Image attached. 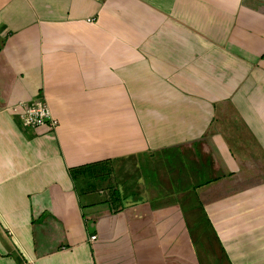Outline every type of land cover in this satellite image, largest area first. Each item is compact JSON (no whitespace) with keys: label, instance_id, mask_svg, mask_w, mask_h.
I'll return each instance as SVG.
<instances>
[{"label":"crops","instance_id":"0c3cea01","mask_svg":"<svg viewBox=\"0 0 264 264\" xmlns=\"http://www.w3.org/2000/svg\"><path fill=\"white\" fill-rule=\"evenodd\" d=\"M36 98L53 129L10 110ZM209 129L195 193L229 264H264V0H0V264H203L188 191L139 175L111 213L67 169L177 164Z\"/></svg>","mask_w":264,"mask_h":264},{"label":"trees","instance_id":"16d2710c","mask_svg":"<svg viewBox=\"0 0 264 264\" xmlns=\"http://www.w3.org/2000/svg\"><path fill=\"white\" fill-rule=\"evenodd\" d=\"M210 133L211 131L209 129L203 134L201 140L192 141L195 146L194 152L190 156L188 153L186 156L181 155L177 164L173 162L174 159L170 156L164 157V165L160 164L165 169L163 178L166 182L164 184H162V175H160L162 170L158 169L159 165L153 159L151 163L142 162L137 168H134L135 174L141 175L145 180V184L147 182H155L157 186L165 187L166 191L167 188L171 187L176 188L174 191L187 190L190 197H196L195 189L198 186L218 178V175L215 176L210 171L212 165L211 150L206 154H201L199 148L202 145L201 142L205 141V137H208ZM132 156L130 155L127 158H105L103 160L69 167L67 172L77 196L104 190L105 195L103 194L102 198L103 202L108 203L109 211L115 213L120 210L124 206V200L130 195L132 187L137 185V178H133L135 174L131 172L124 178L119 179L116 172L114 173V164L132 158ZM194 199L198 204H192L188 209L191 213L196 212V217L192 218L191 224L187 223V225L191 242L195 244L197 250L200 249V252L199 250L197 251L199 259L203 264H229V259L203 210L201 202L197 198ZM209 239H211L210 250L207 252L206 249L209 248H206L205 241L207 242Z\"/></svg>","mask_w":264,"mask_h":264},{"label":"rangeland","instance_id":"374dc122","mask_svg":"<svg viewBox=\"0 0 264 264\" xmlns=\"http://www.w3.org/2000/svg\"><path fill=\"white\" fill-rule=\"evenodd\" d=\"M224 114V113H223ZM225 119H226V121H225ZM219 121H220V123L223 125H225L224 126V128H223V130H227V129H233V128H235V134H237V133H241L243 136H245L244 135V133L243 132H240L241 131V129L240 130H237L236 131V129H239V128H243V127H245L244 125H245V122L243 121V118H241V117H239V116H237L235 113H233L231 110L229 111V112H227V114L225 115V116H223V117H221L220 116V119H219ZM243 124V125H242ZM254 126V124L252 123V127ZM226 133V132H225ZM235 134L232 132L231 133V138H232V140L234 139V136H235ZM239 135V134H238ZM237 135V136H238ZM247 142V141H246ZM257 151V150H256ZM258 152V151H257ZM244 153V150H241V154H243ZM244 155V154H243ZM243 155H242V157H243ZM167 156V155H166ZM153 157V156H152ZM154 157L156 158V155H154ZM143 157L142 156H132V158H129V159H126V160H122V161H120V162H116L115 164H114V173L116 172V174L118 175V177H119V179L120 178H124L126 175H128V174H130L131 172H133V174H135V171H134V168H137V166L139 165V164H141L142 163V161H143V163L144 162H147V161H145V160H143L142 159ZM150 161H152V160H150ZM148 163V162H147ZM149 163H151V162H149ZM158 165H160V164H158ZM159 167H162V168H160L161 170H162V172H160V175H162L161 176V181H162V184H164L166 181L164 180V171H165V169L163 168V166H159ZM165 167H167V166H165ZM250 170V169H249ZM227 176H229V175H225V176H222L221 178H227ZM134 177H139V175H134L133 176V178ZM140 178V177H139ZM143 178V177H142ZM144 179V178H143ZM233 181V180H232ZM208 184H210V183H207V185ZM264 185V184H263ZM210 186H214V185H212V183L210 184ZM231 187H233V189L235 188L234 187V184L231 186ZM197 189V188H196ZM200 189V188H199ZM205 190V189H204ZM237 190V189H236ZM98 192H100V191H98ZM184 192H186L187 193V190L185 191L184 190ZM101 194H102V196H103V194L105 195V192H104V190H101ZM196 194V193H195ZM198 197H201V195L200 194H198V196L196 195V197H194V198H197V200H198ZM194 198H192V197H190V195H188L187 194V198L184 200L183 199V202H184V205H185V211L183 210V214L185 215V217H186V219H187V223H189V224H191V222H192V218H195L196 217V212H192L191 213V211L188 209V207L190 206V205H196V204H198V202H196L195 201V199ZM200 199V198H199ZM195 215V216H194ZM210 240V241H209ZM207 242L205 241V243H206V248H209V249H206L207 250V252H209V250H210V242H211V239H209ZM209 246V247H208ZM199 250V252H200V249H198ZM202 252V251H201ZM203 254V253H202ZM206 264V263H205Z\"/></svg>","mask_w":264,"mask_h":264},{"label":"built area","instance_id":"2783aa9c","mask_svg":"<svg viewBox=\"0 0 264 264\" xmlns=\"http://www.w3.org/2000/svg\"><path fill=\"white\" fill-rule=\"evenodd\" d=\"M10 110L17 114L21 123L30 128L46 125L48 129L56 126L50 108L43 98H36L29 102H18L10 107ZM95 236H92L94 238Z\"/></svg>","mask_w":264,"mask_h":264}]
</instances>
